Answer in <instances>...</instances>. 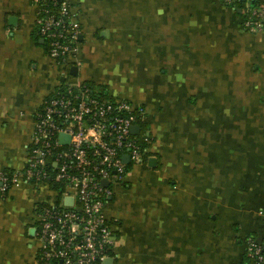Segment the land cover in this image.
I'll use <instances>...</instances> for the list:
<instances>
[{
    "label": "crops",
    "instance_id": "1",
    "mask_svg": "<svg viewBox=\"0 0 264 264\" xmlns=\"http://www.w3.org/2000/svg\"><path fill=\"white\" fill-rule=\"evenodd\" d=\"M75 3L83 38L63 69L37 35L32 0H0V170L26 165L34 113L64 71L92 81L145 106L153 139L107 207L115 264H235L238 237L254 233L264 207V27L248 30L241 8L221 0ZM37 193L20 184L0 196V263L37 264Z\"/></svg>",
    "mask_w": 264,
    "mask_h": 264
},
{
    "label": "built area",
    "instance_id": "2",
    "mask_svg": "<svg viewBox=\"0 0 264 264\" xmlns=\"http://www.w3.org/2000/svg\"><path fill=\"white\" fill-rule=\"evenodd\" d=\"M221 1L236 9L242 0ZM32 2L38 10L37 33L47 43L48 55L64 69L80 50L75 0ZM241 10L248 30L264 27V9L248 4ZM63 73L35 112L26 165L0 170V196L20 184L45 194L47 200L34 215L37 264H105L115 245L107 207L129 166L146 162L153 139L141 123L148 115L143 105L111 96L87 81H70ZM134 125L141 126L137 134ZM62 134L68 138L62 140ZM260 213L264 224V209ZM245 251L246 264H264V231L247 238Z\"/></svg>",
    "mask_w": 264,
    "mask_h": 264
},
{
    "label": "rangeland",
    "instance_id": "3",
    "mask_svg": "<svg viewBox=\"0 0 264 264\" xmlns=\"http://www.w3.org/2000/svg\"><path fill=\"white\" fill-rule=\"evenodd\" d=\"M238 96V95H237ZM246 95H243V98H242V100H245V101H247L248 99L247 98H244ZM248 96V95H247ZM226 97L227 98H230V96L229 95H227V94H225V95H221V102H223V101H226V102H229V100H227L226 99ZM238 102V101H237ZM239 105H241L240 103H238ZM234 132V131H233ZM232 160V159H231ZM142 166H144L143 164H141ZM133 167L134 166H129V168H128V170H130V169H133ZM140 169V170H139ZM140 173L139 174V176H141L142 178H143V180H146V174H147V171H149V169L148 168H141V167H136V169L134 170V172H135V174H138V172ZM117 184H120V182L119 183H117ZM117 184H115V186L117 185ZM115 186H114V188H115ZM38 192V191H37ZM36 193V192H35ZM38 193H41V192H38ZM37 193V194H38ZM31 194V192H28L27 193V195H30ZM42 194V193H41ZM40 196V195H39ZM47 200V198L43 201V202H45ZM25 203L24 202H20L19 204H18V212H20L22 209L21 208H23V205H24ZM236 219V220H235ZM235 219H232L231 221H228V223H227V227L229 228V230L228 231H230L233 227H236V228H238V226H239V224L240 223H242L243 221H242V219L240 218V217H238L237 216V218H235ZM234 222H236V223H234ZM260 227V222H258V221H256L255 222V224H254V226H253V229L256 231V230H258V228ZM244 228V227H243ZM244 230H245V228H244ZM246 231H247V229H246ZM261 231V232H260ZM260 233L258 234V235H255V236H259L260 234H262V232L264 231V225H263V223H262V227H261V229H260ZM251 236H254V234L252 233L251 234ZM34 243H35V248L37 249L38 248V242H37V240L35 239V241H34ZM241 246V248H244V244L243 243H241L240 244ZM37 251L35 250V253H36ZM242 253H243V255H246L245 254V252H244V250L242 251ZM227 255H225L224 257H226ZM10 259H11V257L10 258H6L5 260H3L0 264H17L18 262H19V260L18 259H13V260H11L10 261Z\"/></svg>",
    "mask_w": 264,
    "mask_h": 264
},
{
    "label": "water",
    "instance_id": "4",
    "mask_svg": "<svg viewBox=\"0 0 264 264\" xmlns=\"http://www.w3.org/2000/svg\"><path fill=\"white\" fill-rule=\"evenodd\" d=\"M242 1H246V0H242ZM254 3H255V0H252L251 1V4L254 5ZM239 11H241V9H239ZM82 38H83V35H80V40ZM42 42L44 43V39H42ZM77 72H78V67L77 66H74V67L71 68V74L77 75ZM140 130H141V126L140 125H134L132 127V131L135 134L139 133ZM61 137H62V140H66L65 138H68V136L65 135V134H62ZM127 160H128V157H127ZM148 161H149L148 164H149L150 167H153L154 168V167L157 166V163H158L157 157L151 156ZM105 184L107 185L108 182L106 181ZM33 231H34V234H35V231H36L35 227L33 228ZM114 238H116V236H114ZM115 260H116L115 257H109V258H107L105 260V264H115Z\"/></svg>",
    "mask_w": 264,
    "mask_h": 264
},
{
    "label": "flooded vegetation",
    "instance_id": "5",
    "mask_svg": "<svg viewBox=\"0 0 264 264\" xmlns=\"http://www.w3.org/2000/svg\"><path fill=\"white\" fill-rule=\"evenodd\" d=\"M39 109V108H38ZM37 109V110H38ZM36 110V111H37ZM35 111V112H36ZM34 117H35V113H34ZM28 148H29V146L26 148L27 149V151H28ZM264 209V207L263 208H261L260 209V212L262 211ZM262 223H263V218H262V216H261V213H260V227L258 228V230H256V231H254V235H258L261 231H260V229H261V227H262ZM264 225V224H263ZM260 231V232H259ZM251 234L252 233H247L246 235L244 234V236H239L238 237V239H237V242H239V244H241V243H243L244 244V248H243V250H244V252H245V254H246V251H245V248H246V240H247V238L249 237V236H251ZM244 257H245V255H237V258H236V263L235 264H245V262H244Z\"/></svg>",
    "mask_w": 264,
    "mask_h": 264
},
{
    "label": "trees",
    "instance_id": "6",
    "mask_svg": "<svg viewBox=\"0 0 264 264\" xmlns=\"http://www.w3.org/2000/svg\"><path fill=\"white\" fill-rule=\"evenodd\" d=\"M243 5H244V3L242 2V1H239L238 3H237V7H236V10H238L239 8H243ZM241 16H242V18H244L245 17V13L243 12V13H241ZM37 35H38V33H37ZM39 36V35H38ZM40 37V36H39ZM44 46L47 48V43H44ZM47 50V49H46ZM88 83H90V84H92V85H95V83H93L92 81H87ZM104 90H106L105 88H103ZM141 126H142V128L143 129H149V122H148V119L147 120H145L143 123H141ZM244 262H245V264L247 263V256L245 255V257H244Z\"/></svg>",
    "mask_w": 264,
    "mask_h": 264
}]
</instances>
